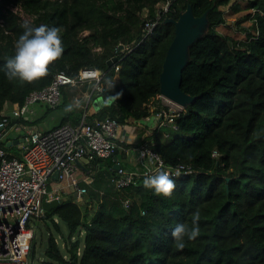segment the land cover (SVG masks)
I'll list each match as a JSON object with an SVG mask.
<instances>
[{
	"label": "trees",
	"instance_id": "1",
	"mask_svg": "<svg viewBox=\"0 0 264 264\" xmlns=\"http://www.w3.org/2000/svg\"><path fill=\"white\" fill-rule=\"evenodd\" d=\"M165 1L0 0V119L5 104H22L56 72L77 77L80 68L91 67L111 79L115 65L118 80L107 94L123 95L103 116L120 123L142 119L151 112L149 104L157 106L153 111L162 105L159 75L174 36V24L165 17L177 18L189 3L195 15L206 12L207 18L182 72L181 88L194 99L176 113L172 132L152 133L153 147L165 164L183 163L192 171L172 177L176 188L165 197L144 188L142 176L115 189L110 178L116 152L89 162L95 172L87 183L83 179L89 173L78 167L75 177L88 197L68 198L38 218L55 231L49 232L40 264H264V0H244L251 11L242 18L251 24L242 37L218 29L226 25L221 6L237 10V0H171L153 32L143 37L145 18L153 17L156 5ZM14 5L32 20H19ZM25 23L59 27L64 47L48 75L32 83L9 81L4 69ZM119 43L127 48L108 64ZM74 90L73 85L62 88L64 103L66 91ZM60 102L46 107L56 108ZM15 122L28 123L24 117ZM1 146L8 157H20L8 152L11 145L6 141ZM64 191L73 192L69 187ZM197 210L200 234L195 240L185 237V247L178 250L171 231L177 223L191 227ZM60 221L66 224V234Z\"/></svg>",
	"mask_w": 264,
	"mask_h": 264
},
{
	"label": "built area",
	"instance_id": "2",
	"mask_svg": "<svg viewBox=\"0 0 264 264\" xmlns=\"http://www.w3.org/2000/svg\"><path fill=\"white\" fill-rule=\"evenodd\" d=\"M171 0L161 2L153 17L144 20L142 36L150 35L163 15L170 9ZM11 9L18 14L19 20L29 21L24 15L31 17L20 5ZM32 20V18H31ZM119 65H115V71ZM97 68L82 67L78 76L73 77L65 71L56 72L51 82L41 89L28 93L22 104L14 103L11 108L4 106L0 119V264H27L30 251V240L33 237L31 221H38L44 214L43 200H51L60 196V188L50 190L49 181L54 171H58V180L65 181V185L78 191L86 192L75 177L78 168L77 160L81 156L89 160L108 158L113 152L121 149L129 151L126 146L118 142V131L124 123L118 122L116 117L105 115L91 117L89 101L93 95H105L97 87V81L90 75ZM101 72L99 84H104V72ZM114 81V77L111 78ZM74 82V83H73ZM69 85L86 86L83 93L85 102L80 104L79 118L76 122L66 121L47 130L32 129L27 131L26 144L22 146L21 156L8 157L7 151L1 146L10 140L9 129L12 126L17 130L24 129L22 123L15 122L21 117L29 119L33 114L30 105L39 104L47 107L56 106L62 95V88ZM162 105L156 111L161 118V124L176 127V113L183 107L168 100L159 93ZM74 101H78L75 97ZM165 102L167 105L163 104ZM75 104V103H74ZM179 106V107H173ZM151 104H149V107ZM9 112H12L10 115ZM15 122V123H14ZM154 142L147 140L134 148L136 151L135 165L140 169H126L122 166L113 167L110 178L115 189L120 190L137 177L154 175L158 170L168 172L172 177L192 171V168L183 163L167 165L161 155L154 149ZM144 153L141 156V153ZM214 154H217L214 151ZM86 183L89 178L83 179ZM64 185V186H65Z\"/></svg>",
	"mask_w": 264,
	"mask_h": 264
},
{
	"label": "clouds",
	"instance_id": "3",
	"mask_svg": "<svg viewBox=\"0 0 264 264\" xmlns=\"http://www.w3.org/2000/svg\"><path fill=\"white\" fill-rule=\"evenodd\" d=\"M160 3L156 5V9ZM22 27L25 30L23 34L19 36L18 40L14 45L15 54L11 57L6 58V63L4 64L5 76L9 81L19 80L22 83H32L38 79L47 76L49 65L55 62L57 59H59L63 54L64 47L60 35L61 29L59 27L50 28L47 25L31 27L27 23L22 25ZM126 48L127 47L124 45L121 50H124ZM117 55H119V53ZM117 71H115L113 77L117 75L116 74ZM90 75L97 81V87L99 88V91L101 93L110 92L111 90L114 89L115 81H113L110 78L105 79L103 86L102 87L100 86L99 81L102 74L99 70L93 71L92 73H90ZM106 95L107 96L102 95L101 98L97 101V111L101 110L104 107H111L113 104L116 103L117 100L121 98L123 93L116 92L115 95H108L106 93ZM74 107L79 108L80 102L76 101L74 105L73 104L67 105L65 111L71 112ZM7 142L8 141H6V143ZM143 155L144 153L142 152L141 156ZM89 161L91 162L92 160ZM81 163H83V161H81ZM162 168L163 165L161 164V170H158L154 175L147 176L143 180V187L146 189H154L156 195H162L168 197L171 196L172 193L174 192L176 188V183L175 180L171 178V175L168 172L163 171ZM176 175L179 176V173H177ZM52 179L54 178L52 177ZM55 180H58V178ZM64 185L65 183L59 186V187L63 186V188H60V196L66 195L65 191H62V189L68 188V186L66 185L64 186ZM56 188L57 187H55L54 189ZM50 190L53 189L51 188ZM72 190L73 192L76 191L74 189ZM199 220H200V212L197 210L192 215L191 227H188L184 223H177L174 229L171 231V236L173 237L176 248L178 250H182L185 247V243H184L185 237H187L188 240H195L199 236L200 234V227L198 224ZM38 222L39 221H37L36 224ZM34 234L35 233H33V237ZM31 241H30V246H31Z\"/></svg>",
	"mask_w": 264,
	"mask_h": 264
},
{
	"label": "crops",
	"instance_id": "4",
	"mask_svg": "<svg viewBox=\"0 0 264 264\" xmlns=\"http://www.w3.org/2000/svg\"><path fill=\"white\" fill-rule=\"evenodd\" d=\"M223 7V6H221ZM147 13V8H145L143 10V15H146ZM226 16V14H225ZM230 20V21H229ZM229 22H232L231 19H227L226 18V25L225 27L231 28L233 26L228 25ZM118 80V75H115L114 77V81ZM86 89V88H85ZM83 88L81 89H75L74 92H68L66 91V102L64 103L63 97L61 99L60 105L57 106L54 110H56V114L59 117V120L61 122L62 118L67 117L66 121H70V122H76L79 118V108L74 107L73 110L71 112H66L65 108L67 105L69 104H73L75 103L74 99L75 97L78 98V101H81L82 98L85 99L84 96V92L86 91ZM99 95H93L89 101V112H90V118L91 117H102L104 114L108 113V107H104L101 110L97 111V104L94 105V101L97 100ZM98 101V100H97ZM37 104V103H36ZM163 104L167 105L165 102H163ZM6 105V104H5ZM168 106V105H167ZM6 107L11 108L12 105H9L7 103ZM157 107L154 104H152L150 106V114L143 117L142 119H136V120H128L127 122H125L122 127L119 129L118 131V136H117V140L118 142H120L121 144H123L124 146H126V148L129 151H123L121 149H118L116 151V154L113 155L112 157V162L113 165L114 163H119L122 167L126 168V169H140L139 165H135V155H136V151H135V147L136 145H138L139 143L143 142V141H147V140H152L153 136L152 133L157 132L160 128H161V118L159 116L156 115V111H153V109ZM34 112L31 115V117L29 119L25 118L28 123L23 124L25 127L24 129L21 128L20 130H17L16 128H14L12 125V122L14 121V119H12L11 121V125H10V129H9V135H10V144L11 148L9 149V153L13 154V153H21L22 152V145L26 144L28 141L26 140V135H27V131L32 130V129H40V130H45V129H49L52 128L53 126H49L48 128L45 129H41V128H37L34 124V121L36 120L35 118H33L32 116L37 115V117H44L45 114L47 112L43 111V109L41 108L40 110L34 108L33 109ZM104 110V111H103ZM58 120V121H59ZM17 121V120H15ZM58 123V122H57ZM151 134V136H150ZM150 137H148V136ZM153 141V140H152ZM21 156V155H20ZM103 163H105V165L107 164V160H102ZM84 165H88V167L84 166ZM78 167L80 168H84L85 172H88L89 174L86 176V178H89L91 180V174H93L94 168H93V164L90 163H82L81 165H78ZM114 167V166H113ZM78 170V168L76 169V171ZM78 172V171H77ZM65 182V181H64ZM62 182H59L58 180H53V181H49V186L54 189L55 187H59L61 186ZM65 189H62V191H64ZM63 229V227H62Z\"/></svg>",
	"mask_w": 264,
	"mask_h": 264
},
{
	"label": "water",
	"instance_id": "5",
	"mask_svg": "<svg viewBox=\"0 0 264 264\" xmlns=\"http://www.w3.org/2000/svg\"><path fill=\"white\" fill-rule=\"evenodd\" d=\"M165 21H171L174 24V36L167 48L165 57L163 59L160 75H159V88L160 93L168 100L180 105L186 106L193 101L194 97L186 93L181 88L182 72L189 59L190 45L198 39L207 27L206 12L201 15H195L192 11L191 5L188 3L186 8L181 11L177 18L166 16ZM123 43H119L115 49V54L108 59V64H112L117 60V54L123 48ZM99 95L97 100L101 98ZM105 96H107L105 94ZM94 101V105L97 104ZM12 115V112H9ZM10 144V141L6 143ZM81 161L89 163V159L81 156L77 162L81 165ZM114 168H119V163H114ZM58 171H54L52 177L57 179ZM74 196L88 197L87 192L74 191L72 193L62 195L58 198L51 200H43L42 207L44 209L52 208L59 203L72 198Z\"/></svg>",
	"mask_w": 264,
	"mask_h": 264
},
{
	"label": "rangeland",
	"instance_id": "6",
	"mask_svg": "<svg viewBox=\"0 0 264 264\" xmlns=\"http://www.w3.org/2000/svg\"><path fill=\"white\" fill-rule=\"evenodd\" d=\"M237 2H238L237 4L240 6V8L237 10H234V8L232 9L229 4L221 7L225 11L226 18L231 19V21H233V23L229 22L228 25H231L233 27L228 28V27H225V25H219L218 29L222 32H228L229 34L233 32L235 37H239V36L242 37L243 36L242 30L245 28H248L251 24V19L249 18L243 19L242 16L246 14L247 12L251 11V9L246 7L244 0H237ZM24 17L25 19H29V21H31V17H28L26 14L24 15ZM73 86L75 87V89H81L83 87L84 89L85 88L87 89L86 86H76V85H73ZM79 102L80 104H83L85 102V99L82 98V100ZM173 107L176 108L179 106L173 105ZM29 108L30 109L36 108L37 110L38 109L40 110L42 108L43 111L47 112L44 117H37V115L32 116L33 118L36 119L34 121L33 126L35 125L37 128H41V129L48 128L49 126H52L55 122L59 120V117L56 114V110H54L55 108L47 109V107L45 105H42L41 103L30 105ZM171 128H172L171 126L161 125V128L158 131L165 130L168 132H172ZM42 220L43 219H41L37 224H36L37 221L34 223L33 221H31L30 223L31 227H33V231L35 232L34 237L31 239L32 241L30 240L31 243L34 242V255L33 256L28 255L27 264H40V261L45 258L44 250L47 246V239H48L49 232L51 231L55 232L52 228H50V230L47 229V227L45 226ZM60 223H61V226L63 227V232L66 234L67 229H66L65 222L60 221ZM50 226L52 227L51 224ZM55 235L57 236V234ZM56 238H57V241L60 243V245H62V240H60L58 236Z\"/></svg>",
	"mask_w": 264,
	"mask_h": 264
}]
</instances>
